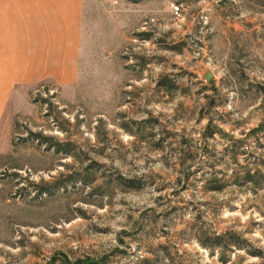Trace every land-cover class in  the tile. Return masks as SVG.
Segmentation results:
<instances>
[{"label":"rangeland","instance_id":"374dc122","mask_svg":"<svg viewBox=\"0 0 264 264\" xmlns=\"http://www.w3.org/2000/svg\"><path fill=\"white\" fill-rule=\"evenodd\" d=\"M78 91L0 128V264H264V0H94Z\"/></svg>","mask_w":264,"mask_h":264},{"label":"crops","instance_id":"0c3cea01","mask_svg":"<svg viewBox=\"0 0 264 264\" xmlns=\"http://www.w3.org/2000/svg\"><path fill=\"white\" fill-rule=\"evenodd\" d=\"M94 0H0V128L48 85L74 95L88 57Z\"/></svg>","mask_w":264,"mask_h":264}]
</instances>
